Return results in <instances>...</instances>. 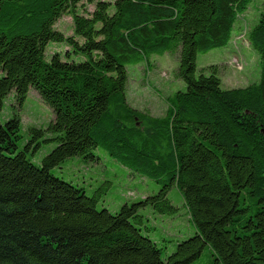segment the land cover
<instances>
[{"label": "trees", "instance_id": "16d2710c", "mask_svg": "<svg viewBox=\"0 0 264 264\" xmlns=\"http://www.w3.org/2000/svg\"><path fill=\"white\" fill-rule=\"evenodd\" d=\"M81 1L0 0V111L10 92L20 105L33 88L54 114L22 148L19 115L0 124V264H190L204 250L208 264H264V12L246 34L259 81L222 88L215 66L196 76V55L227 45L252 0H84L87 14ZM64 14L69 36L54 28ZM49 41L65 42L66 56L47 58ZM177 51L185 90L164 97L161 115L131 106L126 65ZM97 148L160 189L112 213L51 172L72 156L98 159ZM171 187L195 232L165 255L141 209L178 212Z\"/></svg>", "mask_w": 264, "mask_h": 264}, {"label": "rangeland", "instance_id": "374dc122", "mask_svg": "<svg viewBox=\"0 0 264 264\" xmlns=\"http://www.w3.org/2000/svg\"><path fill=\"white\" fill-rule=\"evenodd\" d=\"M78 5H80L78 12L83 14L91 12L94 8V2L88 3L84 0ZM263 12L264 0H252L246 10L238 15L232 37L227 45L197 53L196 76H199L202 70L205 75H209L213 70L208 67L215 66V73L221 80L222 88L244 87L258 82L260 57L248 42L246 34L251 26L257 23ZM54 28L65 36L71 35L73 29L70 14L62 15L55 22ZM68 49L65 42L49 41L44 53L47 58L55 52L65 57ZM178 56V51L153 53L149 56L148 64L145 61L127 64V102L134 108L147 110L153 115L163 114L166 108L164 97L186 88L184 81L174 76L179 63ZM15 113L20 118L19 148H22L30 138L31 127L46 128L54 116L51 107L33 88L29 89L20 105L15 102L13 91L6 96L0 111V124ZM43 137L50 138L52 134L46 132ZM55 145L56 142L53 140L41 141L40 147L31 156L32 161L40 165L43 156ZM94 152L98 158L96 160L86 161L80 156H72L54 166L51 172L57 177L83 187L88 195L99 194L97 207H106L112 213L118 211L123 203L135 201L160 189V184L156 181L134 173L109 156L102 148H97ZM167 197L179 208L178 212L167 214L149 207L141 209V213L149 218V223L153 226L149 232L150 237L158 243L165 255L174 250L176 241L192 236L195 232L179 191L171 187ZM190 264H208L207 251L204 250L202 255Z\"/></svg>", "mask_w": 264, "mask_h": 264}, {"label": "water", "instance_id": "95a60500", "mask_svg": "<svg viewBox=\"0 0 264 264\" xmlns=\"http://www.w3.org/2000/svg\"><path fill=\"white\" fill-rule=\"evenodd\" d=\"M261 132L264 133V128L263 127L261 128Z\"/></svg>", "mask_w": 264, "mask_h": 264}]
</instances>
